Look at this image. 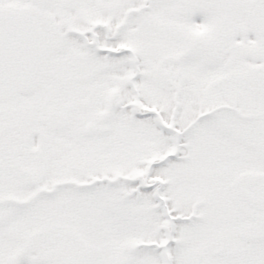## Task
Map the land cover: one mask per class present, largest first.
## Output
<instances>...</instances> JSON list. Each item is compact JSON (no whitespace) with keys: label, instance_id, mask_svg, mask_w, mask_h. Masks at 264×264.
I'll list each match as a JSON object with an SVG mask.
<instances>
[{"label":"snow or ice","instance_id":"6c2138e0","mask_svg":"<svg viewBox=\"0 0 264 264\" xmlns=\"http://www.w3.org/2000/svg\"><path fill=\"white\" fill-rule=\"evenodd\" d=\"M0 264H264V0H0Z\"/></svg>","mask_w":264,"mask_h":264}]
</instances>
